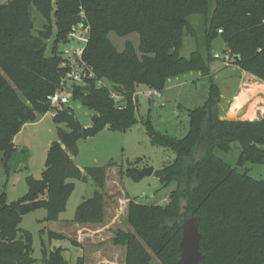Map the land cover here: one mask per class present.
<instances>
[{"label":"trees","instance_id":"1","mask_svg":"<svg viewBox=\"0 0 264 264\" xmlns=\"http://www.w3.org/2000/svg\"><path fill=\"white\" fill-rule=\"evenodd\" d=\"M57 27L56 44L47 54L49 24L35 32L32 7ZM202 19V29L193 17ZM88 28L83 59L94 76L73 86V96L95 117L85 128L71 107L58 109L54 119L59 140L49 149L42 177H27L28 192L8 202L0 195V264H35L33 235L20 224L23 216L39 208L47 210L48 221H58L75 189L70 179H86L72 154L79 141L100 129L126 131L142 123L150 142L173 151L175 159L154 173L161 188L174 186L166 205L129 203L127 230L117 231L113 241L127 247L126 264H175L179 256L182 225L190 215L200 217L201 264H264V179H256L246 163H264V114L255 119L222 118V90L213 77V40L221 37L234 56L233 63L264 81V0H8L0 3V152L15 149L14 138L22 127L50 109L48 96L66 73L55 54L61 38ZM222 29V32H219ZM138 33V48L131 40L119 50L110 38ZM195 49L181 54L186 34ZM198 72L210 80L209 96L202 106L189 111L190 125L183 137L155 128L151 119L137 116L135 93L143 86L163 91L169 80ZM105 85L99 86L98 80ZM123 96L119 109L111 91ZM238 142L241 153L237 167L220 153L232 151ZM220 152V153H219ZM116 165V164H114ZM98 190L82 201L75 212L76 223L100 224L105 219L107 171L88 167ZM126 174L138 179L133 168ZM187 201L180 213V202ZM51 238H63L49 231ZM64 248L43 252L40 264H68ZM83 259H79L82 264Z\"/></svg>","mask_w":264,"mask_h":264},{"label":"rangeland","instance_id":"2","mask_svg":"<svg viewBox=\"0 0 264 264\" xmlns=\"http://www.w3.org/2000/svg\"><path fill=\"white\" fill-rule=\"evenodd\" d=\"M7 1L0 0V3ZM52 5L53 10H55L57 0H52ZM31 11L36 33L44 29L46 24H49L53 30L52 36L47 40L46 51L47 54H51L56 44L57 34L54 15L52 14L51 19L48 21L35 6L32 7ZM192 21L200 33L202 29L201 17L195 15ZM75 28L77 36L84 32L80 24L76 25ZM87 37L88 34H84V38ZM110 38L119 50L124 49L127 40H131L136 48H138L140 42L138 33H130L126 37H119L111 32ZM194 43L193 38L187 33L181 54L189 56L195 49ZM85 45V41L73 37L71 33L59 40L57 49L54 52L62 59L61 66L66 69V73L57 83L55 92L60 91L71 94L70 103L62 105L61 109L71 107L75 118L85 128H89L94 122L96 113L86 108L79 99L74 98L73 86L77 84L70 80L64 81L67 74L72 70L71 61L75 53ZM225 48V43L221 37L213 40L211 46L213 54L216 52L222 54ZM212 68L216 82H220L223 78L231 80L228 85L224 86L223 93L225 97L221 101V107L225 104L231 105L236 119H255L263 116V80L257 78V80L252 79L251 81L247 79L248 75L243 74L238 67L235 65L228 66L219 58H214ZM256 81H258V84ZM251 82L253 85L259 86V89L257 87L254 89L256 95L253 98L250 97L248 92L250 85H252ZM209 86V78L201 77L195 71L173 78L167 83L164 96L154 97V101L145 98L143 94L136 96L137 116L140 120L151 119L155 128L162 132L175 137H183L189 130V111L205 103L209 96ZM146 89L143 86L139 90ZM255 97H258L259 100L255 101ZM54 112L55 110L51 108L46 114L39 115L36 121L26 123L15 136V149L10 155L5 156L3 152H0V195L5 193L8 202L17 201L28 192L27 177L29 175L37 179L42 177V173L46 168L50 146L54 141L59 140L58 128H66L64 123L55 121ZM232 147V151L228 154L219 153L226 162L237 167L241 147L238 142H234ZM71 156L83 170L86 179H70L75 183V189L68 200L66 210L60 214L59 220L48 221L46 219L47 210L39 208L25 214L20 224L21 228L32 232L33 257L37 259L35 264L41 263L43 252L49 255L51 249L59 246L64 248L63 255L68 264H78V258L83 255L81 248L85 249L86 255L88 253L92 254L91 260L87 261L86 264H94L102 257L112 259L116 262L115 264H123L125 247H116L113 239L117 230L130 228L126 222L130 201L135 200L142 203H155L166 206L170 202V195L174 189V186L162 189L160 179L155 173L134 179L126 174V170L133 167L154 166L156 171L171 163L175 159V154L169 149L152 145L143 124L138 123L126 131H113L103 128L95 135L83 137L78 143L77 154L71 153ZM88 167H105L108 175L105 186L107 219L112 217V210L113 213L119 214L111 231L113 235L111 232H105V237H103L105 240L100 243L101 246L98 249L93 237L82 235L80 232H78V235L72 236L77 226L74 216L78 205L85 199L93 197L98 190L94 179L87 174L86 169ZM238 169L240 171L248 170L249 174L256 179H264V163L248 162L243 167H238ZM49 231L58 232L63 238H51ZM68 236H72V243ZM97 250H101V255L96 254ZM152 264H159V262L154 259Z\"/></svg>","mask_w":264,"mask_h":264},{"label":"built area","instance_id":"3","mask_svg":"<svg viewBox=\"0 0 264 264\" xmlns=\"http://www.w3.org/2000/svg\"><path fill=\"white\" fill-rule=\"evenodd\" d=\"M83 28V27H82ZM84 32L81 35L77 36L75 31L71 33L73 37H77L80 40L87 42V38H84V34L88 33V28H83ZM219 32H222V29H219ZM83 51L84 47H80L73 60L71 61V71L67 74V77L64 81H72L79 84H85L86 78H91L94 76L93 72L91 71L90 66L84 61L83 59ZM215 58L221 59L226 65L231 66L233 65L234 56L229 48H225L223 53L220 54L218 52L214 53ZM99 86H104L105 83L102 80H98ZM106 86V85H105ZM139 94H143L145 98L149 100H153L154 97H162V91L155 89V88H147L146 90H138L135 93V96ZM111 96L115 99L116 105L119 109L126 107V102L123 100V96L115 91H111ZM48 100L50 103L51 108L55 110L53 116L57 114L58 109H61L62 105H67L71 101V94L66 92H54L48 96Z\"/></svg>","mask_w":264,"mask_h":264},{"label":"crops","instance_id":"4","mask_svg":"<svg viewBox=\"0 0 264 264\" xmlns=\"http://www.w3.org/2000/svg\"><path fill=\"white\" fill-rule=\"evenodd\" d=\"M233 65H235L240 70H242L238 65H236V64H233ZM242 73L243 74H247L248 75L247 79H250L251 81H252V79L257 80V77H255L254 75H252V74H250V73H248V72H246L244 70H242ZM250 77H252V78H250ZM230 82H231V80H226L225 78L221 79V81L219 82L220 86H221V90H222V99L225 97V95L223 93V91L225 90L224 86L228 85ZM257 82L258 81H256V83ZM251 84H252V82H251ZM256 87H257L256 84L255 85H253V84L250 85V89H249L248 92H249V95H250L251 98H253V96L256 95V91H254V89H256ZM165 89L162 91V96H164ZM257 89H259V86L257 87ZM255 98H256L255 101L259 100L258 97H255ZM150 101H154V100H150ZM225 106L222 105V107H221V111H222L221 116H222V118L236 119V117L234 116V113H233L234 109L231 108V105L225 104ZM106 206H107V203H106ZM107 216H108V214H107V210H106L105 211V219L100 224L77 223L76 224L77 225L76 229H75L74 233H72L73 234L72 236H74V235L76 236V235H78V232H80L82 235L89 236L90 238L93 237L95 239V241H96L95 244H96V247L98 249L101 246L100 243L105 240V238H103V237H105V232H111L112 231V229L114 227L113 225L116 223V220L118 219L119 214L118 213H113V210H112V217L110 219H107ZM119 230H122V229H119ZM119 230H117V231H119ZM111 234L113 235L112 232H111ZM72 236H68V239H70L71 243H72ZM115 246L116 247H118V246L119 247H125V249H124L125 250V260H124L123 264H126L127 247L124 246V245H117V244H115ZM68 249H69V247H68ZM81 249L83 251V255L78 258V264H80L79 263V259L80 258L85 260V262H82V264H86L87 261L91 260L92 254L88 253V255H86L85 249H83V248H81ZM96 254L97 255H101V250H97ZM106 263L115 264L116 262H114L112 259L102 257V259H98L97 262L94 263V264H106Z\"/></svg>","mask_w":264,"mask_h":264},{"label":"water","instance_id":"5","mask_svg":"<svg viewBox=\"0 0 264 264\" xmlns=\"http://www.w3.org/2000/svg\"><path fill=\"white\" fill-rule=\"evenodd\" d=\"M138 178L152 175L155 172L154 166L144 168L133 167ZM186 200L180 203V213L186 211ZM200 217L190 215L185 219L182 225V239L179 245V256L175 264H201L200 260L204 257L200 250V241L202 233L199 230Z\"/></svg>","mask_w":264,"mask_h":264}]
</instances>
